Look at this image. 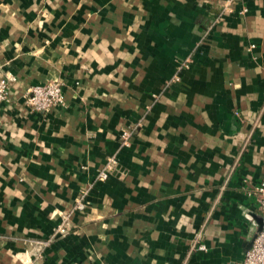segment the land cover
I'll list each match as a JSON object with an SVG mask.
<instances>
[{
    "label": "crops",
    "instance_id": "1",
    "mask_svg": "<svg viewBox=\"0 0 264 264\" xmlns=\"http://www.w3.org/2000/svg\"><path fill=\"white\" fill-rule=\"evenodd\" d=\"M82 14L45 42H2L0 30V78L13 77L0 104V232L18 235L0 237V264L19 258L20 235L46 240L63 224L40 263L238 264L261 219L242 180L264 181V0H155L136 77L110 71L113 41L95 44ZM52 80L64 105L31 110L27 89Z\"/></svg>",
    "mask_w": 264,
    "mask_h": 264
},
{
    "label": "rangeland",
    "instance_id": "2",
    "mask_svg": "<svg viewBox=\"0 0 264 264\" xmlns=\"http://www.w3.org/2000/svg\"><path fill=\"white\" fill-rule=\"evenodd\" d=\"M154 1L155 0H0L1 41L5 42L12 40L13 43L17 44L16 41L20 40V37L11 39L12 36L17 37L18 35L25 34L27 37L33 38L36 34L40 33L43 35V40L45 42L50 37L47 31L50 32L51 30L52 32L56 25L65 30L59 24L65 22L66 17L69 18L71 16V18L73 17L76 19V16H81L80 14L84 13L82 15L86 16L83 18L85 19L84 21L89 24L87 26H91V24L94 27L97 26L96 29L98 30V34L97 39L94 40L95 44H101L104 35H110L113 41L110 46V50L112 51V58L109 61L110 71L114 70L116 76L136 77L139 75L137 67L140 55L136 50L139 49L141 42L140 33L151 31L152 28L155 29L154 21L151 18L152 16H149L150 20L148 24L145 22L146 15H153ZM224 7L227 9L231 8L230 5ZM59 15L62 16L61 21H57ZM73 31L74 30L70 28L66 30L68 35ZM46 34L49 36L47 37ZM53 36L54 35H52V37ZM191 62L192 57H187L183 61L181 60L178 63L177 71L173 79L178 80L182 71L189 69ZM2 78L10 84L13 81L11 75H5ZM48 83H59L63 88L61 80L46 82V84ZM30 88L27 89L25 96ZM129 137V133L123 135L124 145H128ZM110 159L107 161L105 167L110 165ZM113 166L114 171L115 166H117V160ZM242 183L247 190V196L248 192L256 187L253 186L251 188V182L246 177L242 180ZM4 188H11V186L4 185ZM253 199L255 200V198ZM6 213L7 212H5L4 215L5 219L3 220L4 225H11L13 222L18 223L17 220L14 221L17 214L16 217L12 218L15 214L9 213L6 215ZM22 216L23 215L20 214V217ZM64 221L66 222L67 219L65 218ZM63 225L65 226V224ZM63 225H60L51 237L46 240L32 241L31 237L20 235L19 237L25 242V246L14 264H43L42 262L40 263L43 259V253L55 241V238L61 233V230L65 229ZM8 230L10 232L12 231L11 229ZM6 231L0 232V237H2V239L18 237V235L11 234L8 231V233H6ZM65 232H67V230L63 233ZM2 239L0 238V240ZM29 244H32V246H29ZM199 247H201V249ZM196 249L205 251L206 247L200 243Z\"/></svg>",
    "mask_w": 264,
    "mask_h": 264
},
{
    "label": "built area",
    "instance_id": "3",
    "mask_svg": "<svg viewBox=\"0 0 264 264\" xmlns=\"http://www.w3.org/2000/svg\"><path fill=\"white\" fill-rule=\"evenodd\" d=\"M10 93V83L5 79H0V104L8 102ZM26 104L31 110L38 113H48L54 107L64 105V96L62 87L58 83H48L38 86H33L25 96ZM127 135V134H126ZM116 159L113 157L110 159V165L105 167L98 175L100 181H107L113 171V164ZM112 164V165H111ZM248 196L255 198L258 209L263 221V227L261 231H258L253 240L250 248L246 251L245 256L238 264H264V181H262L255 188H252L248 192ZM76 210H84L85 203L81 200L78 201ZM64 231V229L62 230ZM201 249V247H199Z\"/></svg>",
    "mask_w": 264,
    "mask_h": 264
},
{
    "label": "water",
    "instance_id": "4",
    "mask_svg": "<svg viewBox=\"0 0 264 264\" xmlns=\"http://www.w3.org/2000/svg\"><path fill=\"white\" fill-rule=\"evenodd\" d=\"M259 225H260V227H259V231H261V230H262V227H263V221H262V218L260 219Z\"/></svg>",
    "mask_w": 264,
    "mask_h": 264
}]
</instances>
